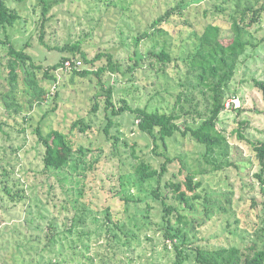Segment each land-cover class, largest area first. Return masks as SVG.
Returning a JSON list of instances; mask_svg holds the SVG:
<instances>
[{
	"label": "rangeland",
	"instance_id": "obj_1",
	"mask_svg": "<svg viewBox=\"0 0 264 264\" xmlns=\"http://www.w3.org/2000/svg\"><path fill=\"white\" fill-rule=\"evenodd\" d=\"M46 1L45 21L37 0L8 1L20 16L13 26L0 27V40L24 49L41 67L34 68L36 76L49 89L41 103L29 104L25 72L18 67L12 103L13 94L7 97L6 63L10 57L7 46L0 43V264H172L176 252L163 236L162 206L151 193L158 182L139 180L133 170L137 159L131 146L135 145L136 155L155 166L161 157L132 123L129 112L116 116L109 130L118 136L116 144L105 140V94L96 76L74 75L72 69L97 68L106 56L92 65L80 53L55 47L79 42L90 60L100 52L110 53L124 66L132 64L135 50L146 52L153 43L182 55L184 48L185 54L192 50L196 35L208 22L219 24L221 36L227 38L232 15L258 0ZM170 9L173 15L169 20L135 44V38ZM247 37L254 44L239 58L228 84L225 104L229 108L220 122L229 143L227 159L231 164L213 170L204 147L188 135L177 133L167 141L166 152L174 161L162 184L168 179L181 180L188 171L198 173L195 180L202 181L198 191L202 199L195 211L188 212L189 223L184 230L192 244L208 249L233 245L248 251L254 245L264 249V184L256 176L260 167L251 145V141L264 140V97L253 82L254 78L264 80V19L250 28ZM62 56L70 58L65 60V68L53 70L57 77L54 82L43 71ZM102 80L105 87L107 83L113 85L116 105L125 97L133 107L160 111L174 105L180 90L172 69L158 75L142 68L135 71V81L127 75L106 72ZM232 101L238 110L231 108ZM96 102L97 109L93 110ZM74 122L77 127L72 129ZM84 125L89 127L87 131L79 132ZM52 129L68 134L75 147L88 149L76 166L44 167L40 133ZM167 190L163 187L161 192L175 203ZM205 196L223 208L205 216L201 212ZM184 264L196 263L192 256Z\"/></svg>",
	"mask_w": 264,
	"mask_h": 264
},
{
	"label": "trees",
	"instance_id": "obj_2",
	"mask_svg": "<svg viewBox=\"0 0 264 264\" xmlns=\"http://www.w3.org/2000/svg\"><path fill=\"white\" fill-rule=\"evenodd\" d=\"M8 1L24 2L25 0H0V27L2 28L13 26L20 16L16 8L9 6ZM37 5L41 7L42 20L45 21L48 1L37 0ZM172 15L173 10L170 9L152 21L150 26L135 38V44L138 45L142 40L149 38L150 30L159 29ZM263 19L264 0H258L255 5H247L237 12V15H232L228 28L230 35L227 38L221 36V26L211 21L206 23L201 32L196 35L192 50L185 54L186 48L183 49L185 55L175 53L165 45L159 46L157 43H153L146 52L140 51V49L135 50L134 57H131L132 64L126 66L123 65V62L115 60L110 53L100 52L90 60L86 52L81 49L79 42L65 43L61 47H55L60 51L68 50L74 55L80 53L83 60L92 65L95 64L96 59L106 56V61L98 65L97 68L86 67L81 70L75 66L72 69L74 75L96 76L97 85L101 86V90L105 94L104 109L107 123L102 129L105 140L112 139L113 144H116L118 136L111 135L109 130L115 124L116 116L129 112L133 117L132 123L146 136L148 143L153 144V152L161 157L159 166H155L143 156L136 155L135 145L131 146L133 156L137 159L133 170L139 180L145 182L155 179L158 182L157 188L151 193L162 206L161 229L163 236L170 241L176 252L172 264H184L192 256L196 264H264V249L257 248L255 245L249 251L234 245L208 249L192 244L188 240L184 230V227L189 223L188 212L195 211L198 200L202 199L198 193L202 181L198 178L195 180L198 173L188 171L183 179H168L162 184L169 164L174 161V158H171L166 152L167 141L173 139L177 133L192 137L204 147V156L213 165V170H221L231 164L227 159L229 143L220 125L223 112L229 108L225 104L228 84L234 75L240 56L249 45L254 44L247 37L250 28L261 23ZM43 25L42 23V27ZM43 36L44 33L41 32L40 38L42 39ZM0 43L7 46V55L10 57L6 63L7 79L10 85L7 97L13 94L11 102L15 103V90L19 77L17 68L22 67L25 72L23 80L26 85V94L29 96V104L41 103L49 92V89H45L40 83L35 73L34 68L41 69V67L36 66L32 57L24 49H17L9 40H0ZM69 58L62 56L57 63L44 69L43 73L47 78L56 82L57 77L53 70L65 68V60ZM142 68L154 71L158 75H164L169 69L175 71L180 90L176 94L174 105L169 110L160 111L149 109L147 106L133 107L125 97L121 98L119 105L113 101L114 87L111 83H107L108 85L105 87L102 75L106 72H109L111 76L123 74L127 75L129 80L135 81V71ZM253 82L264 97V80L254 78ZM123 91L128 93L126 89ZM6 104L8 108H12L8 101ZM97 105L96 102L93 110L97 109ZM230 106L233 109H239L235 107L233 101ZM14 109L18 111V108ZM242 123L243 121L240 122V124ZM76 127L77 123L74 122L72 129ZM87 128L89 127L84 125L78 131L83 133L87 131ZM238 133L240 137H244L240 131ZM40 140L45 147L43 163L46 169H62L70 164L76 166L88 151L83 145L75 147L69 135L61 130L52 129L47 134L40 133ZM251 145L260 167L256 176L264 184V140L251 141ZM160 146L163 148L162 151L158 150ZM95 164L96 162L91 163L90 168H93ZM163 187L165 190L169 188L167 191L172 193L171 197L175 203H170L168 194L161 192ZM202 204L201 212L205 216H208L210 211H215L216 208H223L222 205L209 201L207 196L203 198ZM173 217L175 218L173 219Z\"/></svg>",
	"mask_w": 264,
	"mask_h": 264
},
{
	"label": "built area",
	"instance_id": "obj_3",
	"mask_svg": "<svg viewBox=\"0 0 264 264\" xmlns=\"http://www.w3.org/2000/svg\"><path fill=\"white\" fill-rule=\"evenodd\" d=\"M67 63V62H66ZM68 65V64H67Z\"/></svg>",
	"mask_w": 264,
	"mask_h": 264
}]
</instances>
